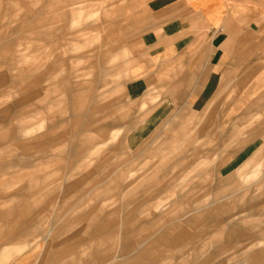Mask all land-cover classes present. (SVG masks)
<instances>
[{"label":"rangeland","instance_id":"374dc122","mask_svg":"<svg viewBox=\"0 0 264 264\" xmlns=\"http://www.w3.org/2000/svg\"><path fill=\"white\" fill-rule=\"evenodd\" d=\"M149 1H0V36H5L0 42L9 44L7 50L0 54V63L6 62L4 66L0 64V76L7 79L6 86L0 87V93H5L0 104V133L7 128H15L20 120H23V125L30 123L35 128L23 140L6 141L4 148L0 149L4 163L0 169V211L6 210L12 203H17V208L29 207L26 221L20 226L26 227L32 234H45L50 229L66 224L68 229L59 239H55L57 243L86 226V220L79 216L92 210L97 203L93 189L112 187L106 178L114 165L142 161L145 162L141 171L144 175L139 179L120 181L122 191L112 190L100 195L108 203L113 201L112 206L103 211L108 214L115 209L112 215L105 216L112 221L109 229L115 230L113 237L109 239L105 235L95 240L84 237L86 247L94 252L109 254L112 263L117 264H249L246 261L249 254L259 249L264 251V203L257 207L249 206L251 202L248 199L255 194L253 190L247 192L246 201H238L234 205L229 202V209L220 214L221 220L226 214H236L232 227L228 228L231 229L229 235L226 234L225 225L224 231L220 233L205 234V224L217 222L220 218L196 219L192 224L188 220L226 202L215 197V171L206 172L212 163L199 166V161L204 158H191L195 150L205 155L224 142L225 134L233 124L228 117L236 114L226 112L231 104L223 105L221 113L213 112L215 108L212 104L199 111L190 105L183 106L175 102L166 109L162 101L164 90L156 86H149L139 100H131L127 95L125 84L132 78L131 67L136 63L130 57V47L146 30L147 22L152 18L147 9ZM65 48L67 51L63 53ZM14 59H18V64ZM13 65L19 68L9 70ZM58 68L69 79L70 94L74 87L81 89L89 86L88 79H93L90 81L93 96H90L83 110H78L79 125L76 127L70 118L76 114L71 107L73 99L59 103V77H51L57 81L54 85L56 90L44 94V90L52 83L46 78L50 74L55 77ZM43 72L46 74L43 75ZM85 73L87 80H80ZM77 74L79 77L74 76ZM25 89L33 94V98L23 103L22 92ZM10 90L12 92L8 93ZM64 103L69 104L67 110ZM210 118L212 122L206 120ZM91 119L95 120L96 126H106L107 130L118 132L119 135L108 140V144H103V148L93 154L92 160L83 159L81 162L86 167L71 169L70 166L78 164H74L70 158L74 145L72 139L77 136L80 124ZM262 122L263 111H259L246 124ZM206 125L211 127L199 130V127ZM50 126H55V129L47 138L59 142L57 149L46 147L47 158L36 160L33 168H7L10 160L23 162L22 156L37 152L42 146L35 140ZM252 128L247 126L242 127V130L246 134ZM256 128L263 130L264 126ZM29 141H34L33 146L28 145ZM261 142L262 139L258 137L250 144L249 151H254ZM220 154L216 153L213 157L218 158ZM231 163L233 161L223 167L222 173L234 170ZM68 172L76 175L64 180L63 176ZM43 173L58 175L59 179L51 180L36 194L22 188L24 197L12 195L22 186L30 184V175L41 176ZM83 177L77 189L63 197V185ZM147 187L151 191L145 197ZM144 197L149 200L148 205L140 206ZM175 197H179L175 211L170 210V204H163V216L159 218V209L154 205L172 201ZM3 198L13 200L5 201ZM77 202L84 204L77 207ZM75 205L76 208L73 207ZM176 228L185 230L187 236L198 233V247L180 253L177 249L180 246L178 240L173 242L162 237L171 234ZM260 236L263 238L257 240ZM161 237L163 239L158 246L157 240ZM18 240L4 241L0 238V260L4 250L12 252L20 245ZM259 240L261 244L257 247ZM47 243L49 240L46 243L39 240L37 248L24 254L30 258L24 264H39ZM145 247L151 249V256L141 257L138 254ZM70 258H75L74 264H81L85 255L77 247ZM2 264H10V261Z\"/></svg>","mask_w":264,"mask_h":264},{"label":"crops","instance_id":"0c3cea01","mask_svg":"<svg viewBox=\"0 0 264 264\" xmlns=\"http://www.w3.org/2000/svg\"><path fill=\"white\" fill-rule=\"evenodd\" d=\"M6 7L9 6L6 5ZM147 9L152 18L147 22L146 30L139 36L136 43L130 47V57L136 63L131 67L132 78L125 84L128 97L131 100H139L146 93L149 86H156L157 88L162 87V90H164L162 101L165 103L166 109L173 106L175 102H179L183 106L190 105L192 109L199 111L207 109L212 104L215 108L213 112L221 113L223 105L228 106L231 104L226 112L236 113L233 117H228L233 124L225 134L224 144L221 143L211 152L207 151L205 155H200L198 150H195L191 158V160L196 157L204 158L199 161V166H207L212 163L210 169L208 168L206 172L215 171L214 185L217 190L215 197L220 201L226 200V202L188 219L190 224L196 219H219L220 214L229 209V202L234 205L238 201H246L247 192L250 190L255 192L249 197L254 200L248 199L251 202L250 207H257V205L264 203L262 201V194H264V129L256 128V126H264V122L255 123V125L246 124L259 111H263L264 118V0H150ZM4 38L5 36L1 35L0 41ZM8 45L0 42V54L7 50ZM66 51L67 48L63 50V53H66ZM14 62L18 64V59H14ZM5 63L0 64L4 66ZM16 68L19 67L13 65L8 69L13 70ZM42 74L44 75L46 72ZM85 75L86 73L82 74L83 77ZM74 76L79 77L78 74ZM49 77L54 79L59 77V80H57L61 84L59 103L67 101L69 98L73 99L74 102L71 107L76 111V114L74 113L70 118L75 127L78 126V110H83L82 108L87 105L90 96H93L90 83L93 79H88L89 86L81 89L74 87L73 93L70 94L68 93L71 89L69 79L64 77L61 68L57 69L55 77L51 74ZM49 77L46 80L49 79L52 83L44 90V94L56 90L54 85L57 81ZM83 77L80 80H87L86 77ZM76 80H79V78ZM6 83L7 79L0 76V87H5ZM10 87L14 86L10 85ZM10 92L12 90L8 93ZM22 94L23 103L33 98V94L27 89ZM3 95H5L4 92L0 93V104L3 102L1 100ZM64 105L67 110L69 104L64 103ZM206 120L212 122L211 118ZM1 121L0 119V123ZM94 121L91 119L82 122L77 130V136L72 139L74 145L72 151H70V158H72L74 164H78L70 166L71 169L86 167L87 165H83V162H81L83 159H87L86 161L92 160L95 152L100 151L105 144H108V140H113L119 135L118 132L107 130L106 126H96ZM18 124L15 128H7L5 132L0 133V149L4 148L6 141L23 140L26 135H30L35 131L32 124L23 125V120H20ZM41 125H39L40 128ZM247 126L253 128L247 130L245 134L242 127ZM210 127L211 125L202 126L199 127V130H206ZM54 129L55 126L47 127L46 131L35 140L40 144L39 146H42L37 152L22 156L23 162L10 160L6 165L7 168H33L36 160L47 158L45 154L47 148L55 150L59 145V142H56L55 139L50 141L47 138ZM241 133L245 135L239 137ZM258 137L262 139V142L256 146L254 151H249L250 144L254 143ZM231 139L232 143H227ZM33 142L29 141L28 145L31 146L34 144ZM221 150L223 151L221 152ZM216 153L222 154L215 158L213 156ZM37 154L40 156L36 157ZM231 161H233L231 164L234 165V170L222 173L223 167ZM144 163L142 161L125 162L114 165L115 167L106 178V182L112 183V187L93 189L97 195V203L94 204L92 210L87 211L88 213H81L79 216L80 219L86 220V226L57 243L54 242L55 239H59L68 229L66 224L56 229H50L45 234H32L26 230V227L23 226L22 228L20 226V223L26 221L25 215L30 210L29 207L17 208V203L16 205L9 204L6 210L0 211V222L3 226H0V238L4 241L20 239L18 240L20 245L18 244L12 252L4 250L1 253L0 264L8 260L10 264L28 262L29 255L24 254L34 247L37 248L39 240L44 241V243L49 240L46 252L39 264H74L75 258H70V254H73L77 247H79L80 253L85 255V259L81 264H111L113 261L112 256L105 252L90 250L89 247L85 246L86 240L84 237L90 240L105 235L109 239L113 237L115 230L109 229L112 221L109 217L105 218V216L112 215L115 209H112L108 214L103 212L104 209H109L112 206L113 201L111 200L108 203L105 201L106 198L100 197V195L109 193L112 190L122 191L119 185L120 181H130L131 178L139 179L144 175V172H141ZM3 164L0 157V169ZM75 175L73 172H68L64 174L63 178L65 180L67 177ZM30 176L32 178L30 184L22 186L12 195L24 197L25 192L22 188L28 189L31 194H36L44 189L51 180L59 179L58 175L52 173ZM84 178L63 185L61 189L63 197L74 192ZM148 189L150 188H146L145 197L151 191V189ZM145 197L143 203L141 204L142 201L139 203L140 206L149 202ZM3 199L5 201L13 200L12 198ZM178 199L179 197H175L172 201L155 204L154 207L159 209V218L163 216V204H170V210L175 211L174 207ZM77 203L79 206L75 205L73 207H80L84 204L83 202ZM235 215L229 213L222 220L220 218L217 222L205 224V227L207 226L205 234L209 232L220 233L227 226L226 234L229 235L231 229L228 228L232 227L231 224ZM169 235L164 234L162 237L164 239L169 238L173 242L178 240L180 246L177 249L180 253H186L187 250L198 247V233L187 236L185 230L176 228ZM37 237L40 239L38 240ZM162 237L157 240L158 246L161 244ZM260 238L263 237L260 236L257 240ZM260 244L261 241L259 240L256 244L257 247ZM203 246L200 247L203 248ZM169 247L171 246L169 245ZM150 250L145 247L141 251L138 250V254L141 257L148 256L151 254ZM66 257L67 259H65ZM246 261L249 264L264 263V251L259 249L249 254ZM129 264H134V262Z\"/></svg>","mask_w":264,"mask_h":264}]
</instances>
